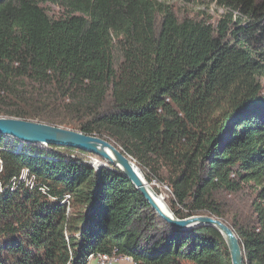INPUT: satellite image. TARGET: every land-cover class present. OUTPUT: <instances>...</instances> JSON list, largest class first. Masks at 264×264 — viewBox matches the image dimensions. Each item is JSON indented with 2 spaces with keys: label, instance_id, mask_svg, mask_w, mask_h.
<instances>
[{
  "label": "trees",
  "instance_id": "trees-1",
  "mask_svg": "<svg viewBox=\"0 0 264 264\" xmlns=\"http://www.w3.org/2000/svg\"><path fill=\"white\" fill-rule=\"evenodd\" d=\"M210 1L216 23L160 0H0V116L113 142L176 217L222 218L264 264V0ZM14 142L0 135V264H230L215 229L170 226L119 169Z\"/></svg>",
  "mask_w": 264,
  "mask_h": 264
},
{
  "label": "water",
  "instance_id": "water-1",
  "mask_svg": "<svg viewBox=\"0 0 264 264\" xmlns=\"http://www.w3.org/2000/svg\"><path fill=\"white\" fill-rule=\"evenodd\" d=\"M0 135L14 138L22 143L70 147L89 153L96 148L106 150L115 160V163L110 164L119 169L132 182L161 219L170 226L180 230H190L200 225L215 229L224 240L230 264H246L240 240L227 222L207 214L178 218L165 203V209L160 208L156 203V198L159 197L146 181L140 168L138 167V170L132 158L117 148L113 142L96 135L84 134L62 126L7 116H0ZM102 167H108V165L104 164L96 171L99 172Z\"/></svg>",
  "mask_w": 264,
  "mask_h": 264
},
{
  "label": "rangeland",
  "instance_id": "rangeland-1",
  "mask_svg": "<svg viewBox=\"0 0 264 264\" xmlns=\"http://www.w3.org/2000/svg\"><path fill=\"white\" fill-rule=\"evenodd\" d=\"M160 1H164V2L168 3L172 7V9H173V11H174V13H175V15L177 16L178 19H182L184 17H191V18H194V19L205 18L206 21H209V22H212V23H216L219 20V18H221L222 14L225 12V9L223 7H220V6L216 5L214 2H212L210 0H193L191 2H186L184 0H160ZM41 6L48 12L49 15L54 16V17H58V16H60L63 13L62 8H60V6H58L57 4H54V3L50 2V1H45V2L41 3ZM159 23H160V18L158 17L156 19V26L157 27H159ZM12 139L15 140L14 138H12ZM14 144H16V146H19V147L23 145V143L19 142L18 140H16V142H14ZM38 146L41 147V148H48V145H38ZM117 148H119V147L117 146ZM64 153L67 155V157L79 158L84 163H88L89 162L90 165H93V162H94V164H95V162H99V163L104 164V161L101 158H99V157H97L95 155H92V153H89V152H83V151H80L78 149H73L72 151H69L67 153L64 152ZM108 167H113L114 168V166H112L111 164H108ZM21 180L24 181L25 186H26L27 181H30L29 179H27V176L25 177V179L22 178ZM153 184L150 183L149 184L150 187L152 188V185L155 186L159 190V193L157 194L158 197L160 199H162V201L166 205H168L167 204V198H168V195H167L168 191L167 190H169L168 187L167 186H157L155 183H153ZM245 192L247 194H249L248 198L253 197V191H252V187L251 186L246 187ZM246 201H247V199H246ZM241 206L245 208V205H241ZM227 219L230 222H232L233 216L230 215ZM227 223H229V222H227ZM241 246H242V244H241ZM243 253H244V251H243ZM117 258H119V257H117ZM122 258H125V257H122ZM92 259H95V258H92ZM126 260L131 262V263H133V261L130 260V259H126ZM115 262H117V261H111V262H105V263L99 262V263L100 264H112V263H115Z\"/></svg>",
  "mask_w": 264,
  "mask_h": 264
},
{
  "label": "built area",
  "instance_id": "built-area-1",
  "mask_svg": "<svg viewBox=\"0 0 264 264\" xmlns=\"http://www.w3.org/2000/svg\"><path fill=\"white\" fill-rule=\"evenodd\" d=\"M88 162V161H87ZM88 164V163H87ZM28 169L27 168H23L20 171L19 174V179L21 180L22 178L25 179L26 176H28ZM30 181H27L26 186L28 187H32L33 186V177L29 178ZM39 190L43 193L46 192V186L45 185H41L39 186ZM70 200H71V196L70 194H65L63 199L61 200V203L65 205V213L66 215H68L71 211V205H70ZM95 258L97 259L99 262L101 263H105V262H111V261H117L118 258L117 257H110L106 254H101V253H89L88 256L86 257V261L89 259ZM126 259H130V257H125Z\"/></svg>",
  "mask_w": 264,
  "mask_h": 264
},
{
  "label": "bare ground",
  "instance_id": "bare-ground-1",
  "mask_svg": "<svg viewBox=\"0 0 264 264\" xmlns=\"http://www.w3.org/2000/svg\"><path fill=\"white\" fill-rule=\"evenodd\" d=\"M90 153H92L93 155H96L99 158H101L104 161V164L108 165L110 163H115V160L113 159V157L110 156L109 153L106 150H104V149L96 148V149H94V151H90ZM104 164L99 163V162H95V164H94V162H93L92 166H93L94 169L97 170L99 167L103 166ZM134 165L138 169V166L136 164H134ZM156 203L160 206V208L165 209V204L162 201V199L156 198Z\"/></svg>",
  "mask_w": 264,
  "mask_h": 264
},
{
  "label": "crops",
  "instance_id": "crops-1",
  "mask_svg": "<svg viewBox=\"0 0 264 264\" xmlns=\"http://www.w3.org/2000/svg\"><path fill=\"white\" fill-rule=\"evenodd\" d=\"M86 264H100V263L96 259H90L86 262ZM112 264H133V263L127 261L125 258L119 257L117 262Z\"/></svg>",
  "mask_w": 264,
  "mask_h": 264
},
{
  "label": "clouds",
  "instance_id": "clouds-1",
  "mask_svg": "<svg viewBox=\"0 0 264 264\" xmlns=\"http://www.w3.org/2000/svg\"><path fill=\"white\" fill-rule=\"evenodd\" d=\"M89 166H91L92 168H93V166L92 165H90V164H88ZM94 169V168H93ZM95 170V169H94ZM96 171V170H95Z\"/></svg>",
  "mask_w": 264,
  "mask_h": 264
}]
</instances>
